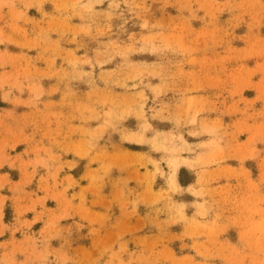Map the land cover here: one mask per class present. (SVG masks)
I'll return each mask as SVG.
<instances>
[{
  "label": "rangeland",
  "instance_id": "obj_1",
  "mask_svg": "<svg viewBox=\"0 0 264 264\" xmlns=\"http://www.w3.org/2000/svg\"><path fill=\"white\" fill-rule=\"evenodd\" d=\"M0 264H264V0H0Z\"/></svg>",
  "mask_w": 264,
  "mask_h": 264
},
{
  "label": "trees",
  "instance_id": "obj_2",
  "mask_svg": "<svg viewBox=\"0 0 264 264\" xmlns=\"http://www.w3.org/2000/svg\"><path fill=\"white\" fill-rule=\"evenodd\" d=\"M180 181H181V183H182V184H185V182H184V180H183V179H181V178H180Z\"/></svg>",
  "mask_w": 264,
  "mask_h": 264
}]
</instances>
